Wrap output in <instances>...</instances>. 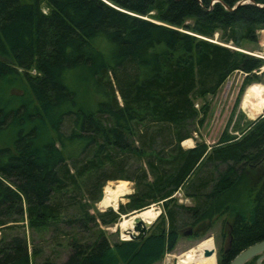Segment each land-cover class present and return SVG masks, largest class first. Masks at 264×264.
<instances>
[{
    "label": "trees",
    "instance_id": "trees-1",
    "mask_svg": "<svg viewBox=\"0 0 264 264\" xmlns=\"http://www.w3.org/2000/svg\"><path fill=\"white\" fill-rule=\"evenodd\" d=\"M258 29L264 0H0V139L10 138L0 146V264H150L182 226L219 214L231 217L222 264L264 239V116L209 148L181 146L207 112L194 99L261 67L226 46L255 42ZM216 31L224 44L209 40ZM15 81L26 94L9 98ZM108 180L134 189L115 211L89 212ZM178 190L191 205L175 201ZM155 203L156 232L107 239L101 226ZM17 225L52 232L64 260H37L24 233L7 234Z\"/></svg>",
    "mask_w": 264,
    "mask_h": 264
},
{
    "label": "rangeland",
    "instance_id": "rangeland-1",
    "mask_svg": "<svg viewBox=\"0 0 264 264\" xmlns=\"http://www.w3.org/2000/svg\"><path fill=\"white\" fill-rule=\"evenodd\" d=\"M148 19L153 20L151 18ZM190 22L191 20L187 21V23ZM219 34V31L214 32L209 40L224 44L219 41ZM96 44L98 50L105 51L104 45L101 43ZM226 46L259 58L261 60V67L251 73H243L237 70L232 71L227 75L213 95L194 99L195 107L198 109L206 108L207 112L202 125L197 128L196 133L192 134V138L188 139L189 144H183L182 141L181 146L183 148L192 147L196 141L203 142L207 148H209L216 143L222 132L236 135L240 130H243L250 121L264 116V105L262 107L264 96L259 103L258 110L255 113L252 112L256 96L261 90H264V29H258L256 31L255 42L243 40L239 47H234L230 43H226ZM30 73H33V71L31 70ZM71 82L75 85V90L78 93V100L83 104H88V101H90V94L86 92V86L84 84L82 85L80 79ZM22 84V81H15L12 87L5 90L6 92L4 94L9 98H14L11 94L17 95V93L21 92L25 95V88ZM83 92L85 94H83ZM8 140L10 141L9 137H2L0 139V146L6 145ZM254 179L255 177H251L252 183L256 182ZM133 189V183L127 180L106 181L101 188L100 201L89 208V212L95 214L96 211H103V209L113 206L116 203L117 205L123 204L126 201L125 196L131 193ZM172 197L177 203L183 205L192 204V200L185 197L182 190L176 191ZM152 206L156 207L159 213L161 212L160 204L155 203L143 210L120 215L116 223L101 226V229L110 242L120 240V236H125L122 226L133 224L134 218H139L140 213ZM159 213L150 225H148L146 235L156 232L155 225L158 222ZM230 223L231 217L229 215L219 214L212 220L199 223L193 227L182 226L177 232V238L173 247L170 250H164L161 256L150 264H222V254H225L230 239ZM187 229H190V234H183ZM5 231L8 232V230ZM21 233H24V236L27 238L28 251H30L32 245L39 248L40 252L37 260L45 255L56 261L61 262L64 260L67 249L65 243H63L64 241L62 242V238H60L62 242L60 244L51 243L50 238L52 232L47 231L44 232L42 236L37 234L42 238L41 240H37L36 233L31 235V232L22 225L15 226V228L11 229L7 234L22 235ZM32 236L34 243H30V237ZM212 245L214 253L209 256H203V250ZM256 258L257 256H254L244 264H264V259H260V261L257 262Z\"/></svg>",
    "mask_w": 264,
    "mask_h": 264
},
{
    "label": "water",
    "instance_id": "water-1",
    "mask_svg": "<svg viewBox=\"0 0 264 264\" xmlns=\"http://www.w3.org/2000/svg\"><path fill=\"white\" fill-rule=\"evenodd\" d=\"M243 2H246V1H238L235 3V5L241 4ZM117 206L118 205H116L115 207L109 206L103 209V211H115L117 209ZM148 225L150 224L146 225L143 223L141 219L134 218L132 230L126 232L127 238L120 236L119 239L120 240H141L146 235ZM183 234L185 235L190 234V229H187L186 231H184ZM212 252H214V249L212 250L205 249L203 250L202 255L208 256ZM254 256H257L256 258L257 262H259L260 259H264V239L257 241L247 246L246 248L242 249L237 254H235L226 264H244L246 261L253 258Z\"/></svg>",
    "mask_w": 264,
    "mask_h": 264
},
{
    "label": "bare ground",
    "instance_id": "bare-ground-1",
    "mask_svg": "<svg viewBox=\"0 0 264 264\" xmlns=\"http://www.w3.org/2000/svg\"><path fill=\"white\" fill-rule=\"evenodd\" d=\"M188 142H189V140L187 139V140L183 141V144H187ZM110 207H112V206H110ZM158 211L159 210L156 207L152 206L151 208H149V209L145 210L144 212L140 213L139 214V219H141L143 221V223L146 224V225L150 224L154 220V218L158 215V213H159ZM132 226H133V224H130V225L127 224V225L122 226L125 236H121V237L127 238V233L126 232L131 231L132 230ZM212 249H213V245L206 248V250H212ZM213 253L214 252H212L211 254H213Z\"/></svg>",
    "mask_w": 264,
    "mask_h": 264
},
{
    "label": "crops",
    "instance_id": "crops-1",
    "mask_svg": "<svg viewBox=\"0 0 264 264\" xmlns=\"http://www.w3.org/2000/svg\"><path fill=\"white\" fill-rule=\"evenodd\" d=\"M189 139V138H188Z\"/></svg>",
    "mask_w": 264,
    "mask_h": 264
}]
</instances>
